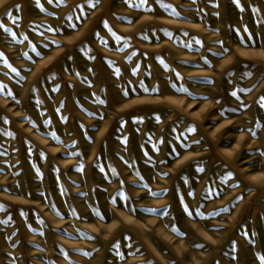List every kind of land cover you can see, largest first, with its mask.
Here are the masks:
<instances>
[{
    "label": "rangeland",
    "instance_id": "1",
    "mask_svg": "<svg viewBox=\"0 0 264 264\" xmlns=\"http://www.w3.org/2000/svg\"><path fill=\"white\" fill-rule=\"evenodd\" d=\"M139 3L0 0V264H264V0Z\"/></svg>",
    "mask_w": 264,
    "mask_h": 264
},
{
    "label": "snow or ice",
    "instance_id": "2",
    "mask_svg": "<svg viewBox=\"0 0 264 264\" xmlns=\"http://www.w3.org/2000/svg\"><path fill=\"white\" fill-rule=\"evenodd\" d=\"M50 2H51V0H50ZM57 2H60V0H57ZM96 2L98 3V0H96ZM125 2L127 3V2H129V0H125ZM146 3V0H140V3L139 4H134V5H130V6H133V7H141L143 4H145ZM91 6H93V7H95V4H92ZM18 7V6H17ZM164 7H170V6H168V5H164ZM105 25L107 26V23L105 22ZM0 27H3V25H0ZM13 36L15 35L14 33L12 34ZM251 38V37H250ZM243 42V41H242ZM225 51H227V50H225ZM0 57H2V54H0ZM3 85H0V91H3ZM180 91H186V90H184V89H180ZM245 91H250V90H245ZM9 95H10V93H8ZM126 94V93H125ZM233 95H235V93H233ZM259 103H261L262 104V106H264V97H261L260 98V101H259ZM221 115H223V113H221ZM189 131L190 132H195L196 131V129H195V126H191L190 128H189ZM250 132H251V134L253 135V136H255L256 135V133L254 132V131H252V130H249ZM262 154H264V153H262ZM229 176H231V173H229ZM197 214H199V213H197ZM189 215H191V213H189ZM85 255H87V253H84ZM261 259H262V261H264V257H261Z\"/></svg>",
    "mask_w": 264,
    "mask_h": 264
}]
</instances>
